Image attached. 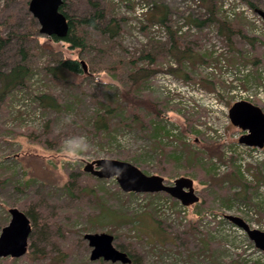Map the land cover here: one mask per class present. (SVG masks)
I'll list each match as a JSON object with an SVG mask.
<instances>
[{
  "label": "rangeland",
  "instance_id": "rangeland-1",
  "mask_svg": "<svg viewBox=\"0 0 264 264\" xmlns=\"http://www.w3.org/2000/svg\"><path fill=\"white\" fill-rule=\"evenodd\" d=\"M28 2L0 0V71L27 70L0 100V230L11 208L35 227L27 253L0 264H122L90 261L86 233L113 236L129 264H264L225 218L244 203L264 231V161L238 143L228 117L241 100L264 113V21L254 11L264 0H214L211 16L200 0H64L70 17L87 16L91 3L103 14L99 29L73 23L78 48L40 34ZM111 23L112 37L103 33ZM170 32L188 49L179 64ZM62 60L79 71L55 73ZM97 159L129 162L167 185L189 178L199 201L182 210L161 192L123 193L114 178L83 171Z\"/></svg>",
  "mask_w": 264,
  "mask_h": 264
},
{
  "label": "water",
  "instance_id": "water-1",
  "mask_svg": "<svg viewBox=\"0 0 264 264\" xmlns=\"http://www.w3.org/2000/svg\"><path fill=\"white\" fill-rule=\"evenodd\" d=\"M63 0H29L28 11L39 25V33L58 40L65 39L69 34V24L66 16L59 8ZM264 21V11L254 10ZM230 122L246 133L238 140L240 144L262 148L264 146V113L255 104L247 101H237L228 111ZM110 162L114 167H110ZM83 171L99 179L114 178L123 193L152 194L164 193L188 207L196 204L199 197L195 194L193 181L179 177L172 185L164 183L158 175H147L137 166L115 159H97L86 162ZM9 222L0 230V258L17 259L27 253L31 221L27 215L11 208L8 210ZM232 224L242 229L253 245L264 252V231L253 229L236 216H226ZM91 248L89 260H102L110 263L129 264L131 259L125 252L113 246V236L107 233H86L83 237Z\"/></svg>",
  "mask_w": 264,
  "mask_h": 264
},
{
  "label": "trees",
  "instance_id": "trees-1",
  "mask_svg": "<svg viewBox=\"0 0 264 264\" xmlns=\"http://www.w3.org/2000/svg\"><path fill=\"white\" fill-rule=\"evenodd\" d=\"M202 3H205L206 6L208 7L209 12L211 13V15H213V4L212 2L214 0H200ZM63 3L64 0L62 2V5L60 6L59 10L61 13H63L67 20H68V24H69V34L65 39H62L63 41H66L68 43L73 44V46L75 48H78L80 46H82V43L80 42L79 38L76 36L75 34V30L73 29V23H78L79 25H84L87 27H91L93 29H99V25L103 22V14L101 12V9L99 8V5L97 3H91V11L89 12V14L85 17L79 18V17H70L68 16L66 13L63 12ZM251 7H253V5H251ZM209 21L214 20L212 17H210L208 19ZM161 22H164V18L161 19ZM203 24L200 23L198 25ZM225 27V26H224ZM227 27V26H226ZM116 25L111 23L108 24L103 33L108 34L110 37L114 36L117 33L116 30ZM223 25L220 24V32H223ZM170 37H169V41L171 42V46H170V53L172 55H175L176 61L179 64L181 58L184 57V54L187 53L188 49L185 47L181 52L179 51V42L177 41L176 38H174L173 33L170 32ZM229 36V35H227ZM230 37V36H229ZM228 37V40H230V38ZM51 38V37H48ZM51 39L58 41V39L52 37ZM60 40V41H62ZM7 39H2L0 38V43H4L6 42ZM151 60V58H150ZM55 73L58 72H78L79 71V63L75 60H62L59 62L58 66H56L55 68ZM172 72H175V70H172ZM141 74L139 75L140 79L145 78L149 73L147 72V70H140ZM27 76V70L24 66L22 65H14L9 71L7 72H3L0 71V100L13 88L17 87V86H21L23 85V82L25 80ZM48 106L50 107H54L53 104H51L50 102H47ZM131 194V193H128ZM27 217L30 219L31 216L26 213ZM31 225L33 227H35V220L33 218H31ZM30 219V220H31ZM31 226V227H32ZM31 236V234H30ZM30 238V237H29ZM127 256L129 257V255L127 254Z\"/></svg>",
  "mask_w": 264,
  "mask_h": 264
},
{
  "label": "built area",
  "instance_id": "built-area-1",
  "mask_svg": "<svg viewBox=\"0 0 264 264\" xmlns=\"http://www.w3.org/2000/svg\"><path fill=\"white\" fill-rule=\"evenodd\" d=\"M228 16H233V15L229 14ZM250 148H254V147H250ZM258 151L260 152L259 156H261V157H259L258 160L264 161V149L259 148ZM237 163L239 165L238 168L240 170V173L243 175V177L247 181H252L253 180V175H252V172L247 169V161L245 159L244 160L238 159ZM226 170H227V166L225 164H223V172L226 171ZM181 209L184 210L185 207L181 206ZM183 213H184V211H183ZM232 215L233 216H238V217L240 216L244 221L246 220L245 222L248 224V226L250 228L257 229V226L255 224L256 215L254 213L253 208H251L249 205H246L244 203H236L232 207ZM236 229H239V228L236 227ZM258 251H260V250H258Z\"/></svg>",
  "mask_w": 264,
  "mask_h": 264
},
{
  "label": "flooded vegetation",
  "instance_id": "flooded-vegetation-1",
  "mask_svg": "<svg viewBox=\"0 0 264 264\" xmlns=\"http://www.w3.org/2000/svg\"><path fill=\"white\" fill-rule=\"evenodd\" d=\"M232 124V123H231ZM233 125V124H232ZM234 127L238 128V126L233 125ZM240 131H242L240 128H238ZM246 133L245 131H242L241 135Z\"/></svg>",
  "mask_w": 264,
  "mask_h": 264
},
{
  "label": "clouds",
  "instance_id": "clouds-1",
  "mask_svg": "<svg viewBox=\"0 0 264 264\" xmlns=\"http://www.w3.org/2000/svg\"><path fill=\"white\" fill-rule=\"evenodd\" d=\"M106 163H107V164H109V166H110V167H114L113 165H111V163H110V162H106Z\"/></svg>",
  "mask_w": 264,
  "mask_h": 264
},
{
  "label": "bare ground",
  "instance_id": "bare-ground-1",
  "mask_svg": "<svg viewBox=\"0 0 264 264\" xmlns=\"http://www.w3.org/2000/svg\"><path fill=\"white\" fill-rule=\"evenodd\" d=\"M218 33V32H217ZM226 216H228V215H226ZM226 216H225V218H226ZM230 216H232V215H230ZM230 222V221H229Z\"/></svg>",
  "mask_w": 264,
  "mask_h": 264
}]
</instances>
